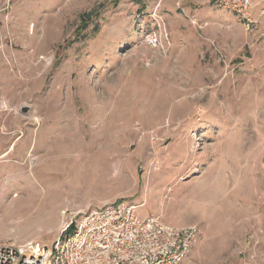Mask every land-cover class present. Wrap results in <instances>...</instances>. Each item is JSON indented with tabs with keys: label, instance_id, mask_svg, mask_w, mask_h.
<instances>
[{
	"label": "rangeland",
	"instance_id": "1",
	"mask_svg": "<svg viewBox=\"0 0 264 264\" xmlns=\"http://www.w3.org/2000/svg\"><path fill=\"white\" fill-rule=\"evenodd\" d=\"M256 10L248 26L216 0H0V243L52 247L128 202L200 228L181 264H264Z\"/></svg>",
	"mask_w": 264,
	"mask_h": 264
},
{
	"label": "built area",
	"instance_id": "2",
	"mask_svg": "<svg viewBox=\"0 0 264 264\" xmlns=\"http://www.w3.org/2000/svg\"><path fill=\"white\" fill-rule=\"evenodd\" d=\"M216 5L248 26L256 23V0H216ZM151 43L161 44L157 37ZM139 209L120 202L85 213L64 228L52 247L0 243V264H181L197 244L200 228L142 218Z\"/></svg>",
	"mask_w": 264,
	"mask_h": 264
},
{
	"label": "crops",
	"instance_id": "3",
	"mask_svg": "<svg viewBox=\"0 0 264 264\" xmlns=\"http://www.w3.org/2000/svg\"><path fill=\"white\" fill-rule=\"evenodd\" d=\"M257 2V10H256V16L261 19L262 22H264V13H263V8H264V0H256ZM158 217V216H155Z\"/></svg>",
	"mask_w": 264,
	"mask_h": 264
},
{
	"label": "trees",
	"instance_id": "4",
	"mask_svg": "<svg viewBox=\"0 0 264 264\" xmlns=\"http://www.w3.org/2000/svg\"><path fill=\"white\" fill-rule=\"evenodd\" d=\"M91 16H92V13H88V14L85 15V17H84V19H85L84 20L85 21V27H84V29L87 27Z\"/></svg>",
	"mask_w": 264,
	"mask_h": 264
}]
</instances>
